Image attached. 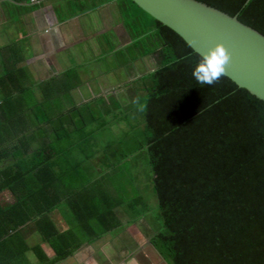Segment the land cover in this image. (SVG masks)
<instances>
[{
    "label": "trees",
    "instance_id": "trees-1",
    "mask_svg": "<svg viewBox=\"0 0 264 264\" xmlns=\"http://www.w3.org/2000/svg\"><path fill=\"white\" fill-rule=\"evenodd\" d=\"M52 1L63 5L56 8L59 19L115 1L130 38L115 53L117 66L137 70L138 62L152 59L153 67L131 82V101L115 115L117 121L130 115L142 120L127 136L133 158L147 161L150 189L148 183L141 195L134 187L125 209L131 219L147 221L152 248L166 264H264V101L224 75L213 85L198 83L192 68L200 56L130 0ZM197 1L237 16L264 35V0ZM31 2L4 0L0 6L19 16L34 8ZM0 108L6 112L8 104ZM80 122V127L88 124L85 118ZM6 141L0 136V157L12 156L14 163L0 170V191H10L13 202L0 203V264H28L29 247L20 232L29 223L55 254L49 261L38 246L31 248L37 264L67 258L78 249L76 237L81 242L89 239L87 233L95 239L111 230L115 217L107 203L99 211L98 227L80 213L85 225L67 240L47 216L66 193L60 172L43 150L28 152L26 142L14 151L2 149ZM67 201L74 205L72 198Z\"/></svg>",
    "mask_w": 264,
    "mask_h": 264
},
{
    "label": "crops",
    "instance_id": "crops-1",
    "mask_svg": "<svg viewBox=\"0 0 264 264\" xmlns=\"http://www.w3.org/2000/svg\"><path fill=\"white\" fill-rule=\"evenodd\" d=\"M49 1L52 0H44L41 4V1L32 0L28 5L34 8L19 16L8 14L0 6V105L8 104L6 112L0 108V136L7 138L1 148L14 151L24 147L21 142H26L28 152L43 150L49 158L45 160L52 162L60 172V188L66 193L59 207L53 208L47 216L67 240L77 236L87 215L90 225L98 227L99 211L107 203L110 205L115 217L111 230L95 239H90L96 236L87 233L89 239L81 242L76 237L72 241L77 242L78 249L56 263L75 264L90 257L93 264H106L110 259L108 256L101 252L86 255L85 249L101 248L104 239H115L120 231L133 224L145 222L148 225L143 216L131 219V212L125 209V201L134 196L133 188H138V194L142 195L148 183L150 189V182L146 159L133 158L135 154L131 155L132 145L127 136L130 131L123 133L122 121H117L115 115L119 112L118 107L124 109L131 101V82L148 71L144 64H152V59L138 62L137 70L117 66L116 51L130 43L120 18L117 23L121 25V33L117 34L112 27L115 22L111 21V28L100 34L97 33L100 29L91 26L88 27L92 29L91 33L84 34L88 21L87 24L104 23L98 15L101 11L109 12L105 9L108 4H113L116 9L115 1L67 19H59L58 2L54 8V5L46 6ZM94 15L96 18L92 19ZM109 32L112 36L108 42L100 41L98 37ZM125 37L127 41L124 42ZM46 83L49 88H42ZM20 88L28 91L22 92ZM84 118L88 124L80 127ZM54 128L61 135L59 139H56ZM80 130L86 133L84 138ZM13 163L12 156L0 157V170ZM67 193L71 194L68 196ZM143 196L146 198V193ZM68 198H72L73 206ZM12 202L11 192L1 190V205ZM82 207L87 211L82 212ZM80 213L82 220L78 217ZM20 233L29 247L28 264H37V257L31 250L35 246L47 260H54V252L41 240L33 224L24 226ZM109 253L118 257L114 250ZM119 259L115 260L132 261L131 257Z\"/></svg>",
    "mask_w": 264,
    "mask_h": 264
},
{
    "label": "water",
    "instance_id": "water-1",
    "mask_svg": "<svg viewBox=\"0 0 264 264\" xmlns=\"http://www.w3.org/2000/svg\"><path fill=\"white\" fill-rule=\"evenodd\" d=\"M175 32L200 57L222 45L230 54L224 76L264 101V35L197 0H130Z\"/></svg>",
    "mask_w": 264,
    "mask_h": 264
},
{
    "label": "rangeland",
    "instance_id": "rangeland-1",
    "mask_svg": "<svg viewBox=\"0 0 264 264\" xmlns=\"http://www.w3.org/2000/svg\"><path fill=\"white\" fill-rule=\"evenodd\" d=\"M50 5H52V6L54 5V8H56V2H54V1H49L46 3V6L49 7ZM103 8H104V6H103ZM57 9H63V5L60 4ZM105 9H107L109 12L106 13V11L104 10L105 12L101 11L102 13L98 15L100 20H103L104 23L100 24L101 22L96 23V21H95L92 24H87L89 22L88 21L87 23H85V31H84L85 35H88L91 33L92 29L89 30L88 29L89 26H91L93 29H95V28L100 29V31L97 32L98 34L102 33L104 31V29L111 28V26H112V25H110L111 21L115 22L113 24L114 26H112V27L115 28L117 34L121 33V31H122L121 25L119 23H117L119 20L118 11L116 9H114L113 4H108V6H106ZM101 10H103V9H101ZM94 18H96V15H94V17L92 16V19H94ZM106 20L109 22V25L107 24ZM100 25H101V27L99 28ZM109 36H112L111 32H109V34H107V35H104V38L109 39ZM100 37H101L100 41H102L103 40L102 35L99 36L98 38H100ZM122 41H124V42L127 41V38H126V40L122 39ZM117 59L119 60V57L115 58L116 64H117ZM144 65L148 69H151L153 67V66H151V64L147 65L145 63ZM99 66H102V64ZM143 71H144V69L141 70V73ZM138 72L140 73V70ZM118 115H120V113ZM139 121H142V120H140L139 118L137 119L135 117V115H130V116L123 118L122 122H121L122 123V131L125 130V131H123V133H125L126 131L132 132L131 126H133L134 123H139ZM151 236H152V232H151V230H149V226L145 222L138 224V225L133 224V225H131L130 228H127V229L125 228L122 231H120L118 233V235L115 237V239L114 238L112 240L109 238L104 239L103 243H101L102 244V246H100L101 248H97L95 246L92 248L89 247V248L85 249L86 250L85 254L90 255L93 253L97 254L98 252H101L100 253L101 255H104L105 257L108 256V259L110 258L108 261H106V264H164V262L162 260H160L161 258L159 257V255L153 250L151 245H149V243L147 242V240H149V238ZM113 250L115 251V255L118 256L117 258H114V256H111L112 254L114 255V253H112V254L109 253V251H113ZM108 254H110V255H108ZM125 257H131L132 261H127V260L117 261V260H115L118 258L123 260ZM75 264H93V263L90 261V257H87L85 261L79 262V263L77 262ZM102 264H104V263H102Z\"/></svg>",
    "mask_w": 264,
    "mask_h": 264
},
{
    "label": "clouds",
    "instance_id": "clouds-1",
    "mask_svg": "<svg viewBox=\"0 0 264 264\" xmlns=\"http://www.w3.org/2000/svg\"><path fill=\"white\" fill-rule=\"evenodd\" d=\"M230 54L222 45L210 48L192 68V76L202 85H213L225 73Z\"/></svg>",
    "mask_w": 264,
    "mask_h": 264
}]
</instances>
